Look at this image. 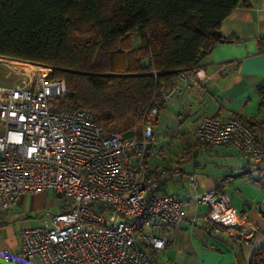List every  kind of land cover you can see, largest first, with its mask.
I'll return each instance as SVG.
<instances>
[{"label": "built area", "instance_id": "1", "mask_svg": "<svg viewBox=\"0 0 264 264\" xmlns=\"http://www.w3.org/2000/svg\"><path fill=\"white\" fill-rule=\"evenodd\" d=\"M0 60L31 66L21 69V82L0 84V212L21 194L44 190L62 205L59 212H45L40 225L20 228L19 250L4 253L6 264H149L147 248L166 245L183 206L158 193L160 180L147 167L148 150L156 145L153 122L159 105L173 104L188 80L205 78L202 66L179 71L174 82L161 86L140 132L123 136L107 132L87 109L57 107L54 101L67 87L50 66ZM193 135L207 144L230 143L249 164L264 165V146L239 119L200 117ZM196 199L207 206L201 224L206 232L244 237L242 217L224 189L215 185Z\"/></svg>", "mask_w": 264, "mask_h": 264}, {"label": "trees", "instance_id": "2", "mask_svg": "<svg viewBox=\"0 0 264 264\" xmlns=\"http://www.w3.org/2000/svg\"><path fill=\"white\" fill-rule=\"evenodd\" d=\"M239 5L248 1L0 0V56L50 66L67 87L57 107L87 109L107 132H119L127 115L128 128L141 123L153 95L179 71L230 41L219 24ZM249 264H264V246Z\"/></svg>", "mask_w": 264, "mask_h": 264}, {"label": "crops", "instance_id": "3", "mask_svg": "<svg viewBox=\"0 0 264 264\" xmlns=\"http://www.w3.org/2000/svg\"><path fill=\"white\" fill-rule=\"evenodd\" d=\"M247 1L221 20L219 32L230 41L215 44L202 59L205 78L197 84L188 80L153 122L155 133L163 116L170 124L168 139H177L180 147L173 150L169 163L151 166L146 159L147 167L160 180L158 193L181 200L183 206L181 221L168 232L166 245L155 252L147 248L152 255L149 264H249L254 251L264 246V165L249 164L245 153L230 143L193 146V132L203 116L249 122L259 144L264 141V0ZM164 153L163 147L156 152L158 157ZM190 159V168L183 169ZM215 185L224 189L242 217L243 238L219 236L201 227L206 204L196 198ZM61 210L59 198L44 190L21 194L14 206L0 212V264H6L5 252L19 250L21 227L40 225L42 214Z\"/></svg>", "mask_w": 264, "mask_h": 264}, {"label": "rangeland", "instance_id": "4", "mask_svg": "<svg viewBox=\"0 0 264 264\" xmlns=\"http://www.w3.org/2000/svg\"><path fill=\"white\" fill-rule=\"evenodd\" d=\"M21 69H25L29 71V69H31V66L0 60V84H14V83L21 82L24 78H26L25 75L21 74ZM130 120H134V118L132 117V115H127L124 121L119 123V127L121 130H118V131L122 132L127 129H130L131 131L140 132L141 123H135V125L132 126L131 128L127 127L128 122ZM156 130H157V133H156ZM156 130L154 133L156 145H153L149 148L147 158H146L148 163L151 166L157 165L158 163H165V162L169 163L171 160H173V156L171 154L173 153V150L175 148L178 149L180 147V143L176 142L177 139H174V138L168 139V136L171 131L170 124L163 116L159 117L157 125H156ZM130 133H131L130 131L122 132L123 136H127ZM189 135L190 134H187V136ZM186 144L187 143H183L182 145L185 146ZM160 147H163L165 149V153L163 157H158V155L156 154V152L158 151ZM172 163L177 165L176 162H172ZM191 163H192V159L186 160L182 164L181 167L183 169L184 168L188 169L190 168Z\"/></svg>", "mask_w": 264, "mask_h": 264}, {"label": "bare ground", "instance_id": "5", "mask_svg": "<svg viewBox=\"0 0 264 264\" xmlns=\"http://www.w3.org/2000/svg\"><path fill=\"white\" fill-rule=\"evenodd\" d=\"M30 70V69H29Z\"/></svg>", "mask_w": 264, "mask_h": 264}]
</instances>
